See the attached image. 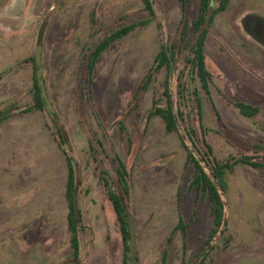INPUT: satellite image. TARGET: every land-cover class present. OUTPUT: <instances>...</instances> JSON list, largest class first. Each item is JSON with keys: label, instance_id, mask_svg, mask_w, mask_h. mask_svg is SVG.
I'll return each instance as SVG.
<instances>
[{"label": "rangeland", "instance_id": "1", "mask_svg": "<svg viewBox=\"0 0 264 264\" xmlns=\"http://www.w3.org/2000/svg\"><path fill=\"white\" fill-rule=\"evenodd\" d=\"M141 1L0 0V116L12 114L0 122V264H70L65 152L75 161L78 203L86 225L80 236L83 264H123L120 222L109 198L108 209L100 178L106 170L111 181L116 179L117 158L131 174L128 203L137 230L135 264H165L163 252L179 220L177 189L191 172L185 169L180 135L167 132L161 118H148L154 100L163 98V74L144 94L141 108L126 120V129L120 121L161 44L176 33L184 14L182 2L156 0L158 19L104 53L91 99L79 85L83 86V52H90L119 26L123 15H128L126 23L142 18ZM189 10L194 13L193 7ZM256 15L264 18V0H231L216 17L207 42V67L214 75L211 98L199 81L189 79L190 101L184 110L193 113V125L200 130L194 99L199 88L202 123L221 160L260 156L247 141L264 145V44L245 28ZM44 26L45 83L56 115L22 113L33 103L34 67L28 59L36 54ZM177 84L175 76V99ZM239 101L259 106V114L243 115L234 104ZM52 116L65 133L62 148ZM227 180L223 197L228 230L213 240L207 264H264V168L239 164ZM187 209L191 256L213 221L207 200H188ZM182 258L179 233L167 264H182Z\"/></svg>", "mask_w": 264, "mask_h": 264}, {"label": "trees", "instance_id": "2", "mask_svg": "<svg viewBox=\"0 0 264 264\" xmlns=\"http://www.w3.org/2000/svg\"><path fill=\"white\" fill-rule=\"evenodd\" d=\"M180 1L183 4L184 14L177 26L176 33L169 35L168 39L161 44L152 66L141 79L133 100L129 104V109L124 114L123 120L120 121V125L121 129H126V120L141 108L144 94L158 80L160 75L163 74V98L154 100L148 118H161L167 132L180 135L186 151L185 169L191 172L190 178L177 189L176 200L179 208V220L171 235L168 237V246L163 252V262L167 264L170 246L173 243L175 235L180 233L183 239L182 264H207L210 252L214 249L215 244H213V240L219 234H225L228 230L229 222L226 214V202L223 197L229 189L227 174L229 172L233 173L239 164L248 165L255 169H263L264 161H259L258 158H264V145L247 141L245 144L248 147H252L256 153L261 154L260 156L244 154L240 157L232 156L227 160H221L215 155V150L208 140V132L210 130L202 123L203 101L199 88H196L194 92V99L197 104L200 130L193 125V113L184 110V108L188 107L190 101V96L186 94L188 93L189 79L199 81L200 87L211 98V86L214 82V75L207 67V42L216 17L228 9L231 0ZM192 7L194 8L193 14L189 10ZM140 9L144 12L142 18H135L131 22L126 23L124 20L128 15H123L121 19L124 20L119 23V26L111 29L107 35L101 37L95 46L91 48L90 52H83V86L82 83L79 85L85 90V94L89 99L92 96V85L98 61L104 53L117 41L139 29L147 28L158 19L156 0H142ZM93 24L94 27L97 24L95 16L93 17ZM45 31L46 26L41 28L38 41L44 39ZM95 31L94 33H96ZM28 60L33 63L34 67L33 103L31 107L26 108L22 113L32 111L42 113L47 111L50 113L42 97L37 79L36 54ZM175 76L178 82L177 99H175L172 88V80ZM234 104L247 117H254L260 112L259 106L245 101L235 102ZM11 115L0 117V122L2 119H6ZM53 121L57 127L59 144L62 148V145L65 144V133L55 117H53ZM183 126L184 132L182 131ZM99 143L101 144V142ZM90 146L93 150H96L92 140L90 141ZM65 153L68 161V179L65 196L69 210L68 229L72 248V254L68 261L70 264H83L81 260L80 236L86 230V225L84 224L82 210L76 200L79 183L77 180L75 161L67 152ZM93 157L96 158L95 153ZM117 161L116 179L111 181L106 170H102L103 175L100 178L120 222L124 245L123 264H128L130 232L126 209L128 208L130 210L128 200L132 194V183L131 174L125 161L120 158H117ZM200 198L208 201L213 226L207 237L203 239L204 242L190 256L188 251V238L191 218H187V214H190L187 205L188 200L196 202ZM191 216L189 215V217ZM137 260L138 257L136 258Z\"/></svg>", "mask_w": 264, "mask_h": 264}, {"label": "water", "instance_id": "3", "mask_svg": "<svg viewBox=\"0 0 264 264\" xmlns=\"http://www.w3.org/2000/svg\"><path fill=\"white\" fill-rule=\"evenodd\" d=\"M245 28L250 34H252L254 37L258 38V40L264 44V18L256 15L255 18L250 20V23L247 21ZM36 69H37V79H38L39 87H40V90L42 93V97H43L45 103L47 104L49 111L53 115H56V111L54 109L53 103L49 99L48 92L46 89L45 69L43 66V39L39 40L38 45H37ZM6 114H8V113H6ZM0 117H2V116H0ZM76 200L78 201L77 195H76ZM126 216H127L128 222H129V232H130L128 264H135L136 263V256H137L136 223H135V218H134L131 210H129L128 208L126 209Z\"/></svg>", "mask_w": 264, "mask_h": 264}, {"label": "crops", "instance_id": "4", "mask_svg": "<svg viewBox=\"0 0 264 264\" xmlns=\"http://www.w3.org/2000/svg\"><path fill=\"white\" fill-rule=\"evenodd\" d=\"M105 201H106V203L108 205V209H111V206H110V203H109V200H108V197L107 196L105 197ZM68 212H69V210L67 209V219H68ZM103 217H104V219H107L106 216H105V214H103ZM83 219H84V216H83ZM107 231H108V229H107Z\"/></svg>", "mask_w": 264, "mask_h": 264}]
</instances>
